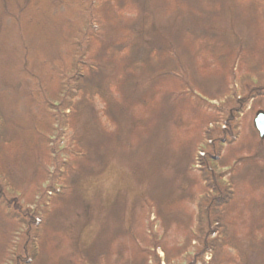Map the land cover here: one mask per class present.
Listing matches in <instances>:
<instances>
[{
	"label": "rangeland",
	"instance_id": "374dc122",
	"mask_svg": "<svg viewBox=\"0 0 264 264\" xmlns=\"http://www.w3.org/2000/svg\"><path fill=\"white\" fill-rule=\"evenodd\" d=\"M9 1L14 8L13 2L20 0ZM101 1L111 9L98 12L97 45L87 51L90 65L100 58L106 61L101 53L109 51L98 45L106 38L115 42L124 38L127 19L142 35L160 24L170 38L168 49L179 59L167 60L155 83L154 78L136 80L120 93L116 84L105 83L106 96L84 93L73 101L77 110L66 111L59 123L57 117L63 114L45 102L58 90L55 66L68 62L57 20L51 17L53 23L48 22L43 0L38 7L29 0L24 3L19 21L0 12V124L4 138L10 140L0 144V181L14 189L1 197H14V203L8 208L0 203V264L7 247L24 241L26 228L14 217L22 215L15 203L39 211L32 223L35 233L25 234L30 239L28 253H35L27 256V264H187L211 238L215 247L200 254L197 264H264V137L253 124L255 114L264 112V2L189 0L196 21L188 17L186 4L180 10L186 0H178L179 6L174 0L173 7L170 0H155V8L148 0L142 18L135 14L134 0ZM198 3L199 11L194 7ZM52 12L66 17L62 7ZM69 12L76 21V11ZM82 15L91 21L89 10ZM182 20L203 29L208 39L213 37L218 49L205 45L206 36L202 40L199 36L192 47ZM109 25L115 27L110 34ZM145 43L146 37L138 51ZM118 49L126 47L120 44ZM121 63L123 68L125 62ZM88 65L83 69L90 81L85 91L94 90ZM118 81L121 84L122 76ZM108 89L117 94L106 101ZM239 96L246 102L235 119L233 135L214 144L219 149L213 165L220 175L219 187L232 192L214 214L216 219L212 216L217 221L212 222L215 233L207 235V223L198 210L212 192L192 159L209 126L214 135L220 134L225 114L221 109ZM106 110L115 126L103 115ZM160 119L166 121L167 131ZM53 128L60 135L59 146L74 152L66 153L65 164L58 165L61 177L53 180L56 189L50 194L45 190L56 170L48 166ZM148 163L155 167L147 170Z\"/></svg>",
	"mask_w": 264,
	"mask_h": 264
},
{
	"label": "trees",
	"instance_id": "16d2710c",
	"mask_svg": "<svg viewBox=\"0 0 264 264\" xmlns=\"http://www.w3.org/2000/svg\"><path fill=\"white\" fill-rule=\"evenodd\" d=\"M27 1L28 0H20L18 2H13L14 3V8H13L9 0H1L0 12L5 17L8 14V17L16 18L19 21L21 15L25 10V8H23V4L24 3L27 4ZM170 1H171V7H173L174 0H170ZM186 1H187L186 3L184 1V3L182 4L180 10L186 4L187 7L186 13L188 14V17L191 18L193 17V19L197 21L198 18L196 17V15L193 13V11L190 8H188V7L193 8L192 7L193 3L191 4L189 0ZM210 1L211 0H207V3L210 4L209 3ZM253 1L264 2V0H253ZM29 2L33 3L36 7H38L40 0H29ZM43 2L45 5V9H48V7L49 9H51L50 11L44 9V15L48 17V18L46 17V19H49L48 22L52 21L51 17L52 19L57 20L56 28L60 33L59 40L61 41L63 40L66 43L65 51H67L68 54V62L65 64V66L64 65L55 66V74L59 79V86L56 95L55 97H52L51 100H45V102L49 104V107H51L52 110L56 111V114L57 113L63 114L61 117H57L59 123L62 121V117L64 116L66 111L67 112L73 111L74 113L77 110V108H75V105L74 107L72 106L73 101H75V99H78L84 93L87 92L101 93V95L106 96L107 88H108L106 86H112L116 84L117 86L116 89L120 93V90L125 89L130 83L132 86L133 85L132 82H136V80H140L141 82L154 81L155 83L157 82L158 78L162 76L159 73L163 71V68L166 65L167 60H169V62L170 60H172L173 62L175 58L179 59L177 54L174 55L173 52L170 49H168L171 48V46L169 45L170 43L168 42L170 38L167 36L164 28H159L160 24L157 23L153 24L152 26H150L149 29L147 28L146 29L147 31L142 35V32L140 30L138 31L136 25L131 23L130 19L124 17L125 19H127L125 24L126 33L124 35V38L120 40V37H118L119 39L118 42H115V39L114 40L109 39L112 40L109 41L106 38L105 43L103 42L100 45H98L99 47L104 46V50L107 49L109 52L107 54V53H103L102 51L101 55L106 56V61H103L100 58L101 62L98 61L96 65L94 63L92 66L88 63L93 60L87 54V51H91V48L93 49L97 45V40L99 37L98 32L100 30L99 25L101 24L100 23L98 25V22H101V18L98 12L101 13L102 11H104V9L110 10L111 6H106V4L103 5V2L101 0H43ZM134 2L138 6V9L135 11V14H138V16L141 18L144 16L143 15L144 11H148L147 4L152 2L149 5L152 8H155L154 4H157L155 0H151L150 2H148V0H144L143 2L141 0H139V2L138 0H134ZM104 6H106L107 8H105ZM175 6H179L178 0L176 1ZM56 7H62L66 17L61 18L60 15L53 14V12L51 13L52 8H56ZM142 7H144L145 9L141 10ZM194 7H197V11H199L201 8V4L200 3L195 4ZM66 9L68 11H66ZM69 10L76 11L75 13L77 15L76 21L72 18L71 14H69L70 13ZM87 10H89L91 13V18H90L91 21H88V19H84L83 15L80 16V14H86ZM72 20L75 21V23H73ZM184 23L185 21L182 20L183 27L185 28L184 32L190 34V39L188 41H190L192 45L193 42H195V40L198 39L199 36H200V40H202L204 36H206L207 40L205 42V45L206 43H210L213 50L218 49L217 41L213 37H209L208 39V35L203 31V29H197V27L196 29H193L191 26L185 25ZM195 23L196 22H194L193 20V24ZM108 29L110 30L108 34H110V32L113 31L115 27L113 26L110 28L109 25ZM104 37H106L105 34ZM144 37H146L144 50L138 51L140 49L139 46L142 45L144 41ZM212 39L214 40V42L211 41ZM120 44L126 47V49L122 51L124 54H122V52H120L118 49V46ZM220 45L221 47L224 46L222 42H220ZM192 47L195 46L193 45ZM165 52L169 53L170 55L169 56H165V54L163 55V53ZM214 52L218 53L219 51H214ZM161 56L163 57L165 56L164 61L162 60ZM158 60L160 61L159 65L155 64ZM122 61L125 62L124 64L125 67L122 65L123 68L120 67V63ZM87 65L93 70L92 72L94 73V77H93L94 81H92V83H94L93 85L94 90L90 89L89 91L84 90L85 87L90 84V81L89 80L87 81V79L84 78L85 74L83 69ZM137 73L140 75H143V73H145L147 75L144 76L143 79H138L140 75H138ZM119 76H122L121 84L118 81ZM146 78H148V80H145ZM153 78L154 80L152 81ZM183 89L185 91L188 90L187 88H185V86H183ZM108 90H109V95L106 97V101L112 98L115 93L117 94V92L114 93L113 91L111 92L110 89ZM127 95L126 97H128ZM129 98H132L131 100L134 99V97H129ZM245 102L246 100L239 96V98L232 101L231 105L229 106L226 105L221 109V111L225 112V114L223 115V119H221L222 121H220V123L224 124V127H220L221 129H219L221 135L217 133L216 135H214L212 129L213 127L209 126L208 129H206L204 132L205 142H203V145H201L200 147H198V149L195 150V157L194 159H192V163L196 165L193 166L198 170L201 180L205 183V186L209 188L210 192H212L211 197H209V202L204 206L203 209L198 210L200 219H205L207 223V230H206L207 235L210 232H213V234L215 233L217 227H212V222H216L215 224H217L214 214L217 212V210L220 207H222L229 201L230 194L232 192L228 188L221 189L219 187L218 179L220 175L216 173L213 168V165L216 164L217 162L216 156L219 155V149L216 150L214 144L216 142L220 143L228 136L233 135V129L236 128L237 126L235 119L238 118V115L243 110ZM82 104H84L83 108L90 109V106L86 105V103L82 102ZM169 104L170 102L167 103V105ZM79 112H80V108H79ZM67 115L68 113L65 116ZM103 115L108 116L110 118V119L108 118V120L111 125L115 126L117 124L113 122L111 118V112L109 113L106 110V112H104ZM130 119L133 120L134 118H130ZM159 121L160 124L159 122L158 124L161 125L162 130L167 131L168 128H166V126L168 125L166 121L164 119H160ZM132 124L134 125V122H132ZM53 130H54L53 134L55 137L49 138V142H48V149H49L48 154H49V163H50L48 166L49 168L52 167L56 168V170L54 169V173H52V175L48 177V180H51L52 183L49 184L50 186H48L47 188L48 190L47 189L45 190L47 191V193L50 194L53 193L56 189L53 180L55 181V179L58 176H60L58 173L60 172L59 171L60 168L58 167V165H60L61 163L65 164L63 157L64 155H66V153L73 154L74 152L71 149L67 150L65 147L59 146L60 135L56 133L55 128H53ZM157 137L160 140L163 139L162 134L161 136L160 134H158ZM4 140H5V144H8L10 141L6 137L4 138L3 129L1 128V124H0V144H4ZM64 150L66 152H63ZM198 151H202L204 155H200ZM75 154L77 156H80V153L78 152H75ZM103 156L105 155L103 154ZM150 166L152 165L148 163L147 170H149ZM6 177L9 179L8 175H6ZM10 177L12 178V176ZM63 178L65 179L64 176ZM0 179H1V174H0ZM2 181L3 180L0 181V203L4 204L8 208L13 205L14 197L10 199H8L7 197L6 199L5 197L4 199H2L1 197L3 195H8L10 191H14V189L6 183L3 184ZM12 182H13L12 184H15L14 180H12ZM15 208L17 211L22 212L21 217H18L16 215L14 217L18 219L21 225L25 226L26 228L25 234L30 232L35 233V231H33L35 230V228L32 225V223L34 218H36V216L39 215V211L37 209H32V210L21 209V207L16 203H15ZM212 216H214L215 219L212 220ZM25 234H23L24 241L22 242L21 245L17 246L13 242L9 247L6 248V253L5 252L3 253L4 256H2L1 264H27V256L28 255H30L31 257L34 256L35 253L33 251L32 253L30 252L28 253L29 251L28 243L30 239ZM214 243H215V239L211 238V240L208 243L204 244L200 253L195 255V257H193L190 261H188L187 264H197L199 255L204 253L206 250H208L210 246L215 247ZM30 246L31 247L35 246L34 240H31ZM246 264H252V262L248 261Z\"/></svg>",
	"mask_w": 264,
	"mask_h": 264
},
{
	"label": "water",
	"instance_id": "95a60500",
	"mask_svg": "<svg viewBox=\"0 0 264 264\" xmlns=\"http://www.w3.org/2000/svg\"><path fill=\"white\" fill-rule=\"evenodd\" d=\"M253 123L258 131V134L260 137L264 136V112L263 111H258L254 118H253Z\"/></svg>",
	"mask_w": 264,
	"mask_h": 264
}]
</instances>
